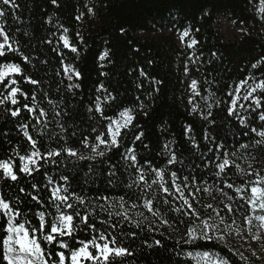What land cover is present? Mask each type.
Instances as JSON below:
<instances>
[{
	"label": "snow or ice",
	"instance_id": "snow-or-ice-1",
	"mask_svg": "<svg viewBox=\"0 0 264 264\" xmlns=\"http://www.w3.org/2000/svg\"><path fill=\"white\" fill-rule=\"evenodd\" d=\"M251 4L264 26V0ZM21 13L19 0H0V118L11 124L7 132L0 127V146L6 145L0 156V264H137L138 251H166L171 264H233L232 257L248 264L229 241L264 242V160L255 154L264 149V55L231 83L191 78L187 103L202 122L200 138L185 125L189 155L168 140L159 151L163 162L154 165L139 155L138 147L151 146L135 123L139 113L148 116L150 104L138 95L135 106L121 107L103 81L85 101L77 67L83 37L77 31L74 41L51 13L43 24L53 30L37 40L30 25L21 27L28 23ZM177 35L192 50L184 75L193 67L200 72L199 39L190 29ZM40 45L57 58L54 68ZM97 59L100 69L112 62L108 50ZM219 59L212 52L207 64ZM139 76L149 79L143 69ZM150 83L147 100L161 82ZM80 109L87 130L75 126ZM225 124L235 129H229L231 139Z\"/></svg>",
	"mask_w": 264,
	"mask_h": 264
},
{
	"label": "trees",
	"instance_id": "trees-1",
	"mask_svg": "<svg viewBox=\"0 0 264 264\" xmlns=\"http://www.w3.org/2000/svg\"><path fill=\"white\" fill-rule=\"evenodd\" d=\"M19 3L22 18L28 22L21 27L30 25L35 39H42L53 30L43 24L46 15L51 13H55L70 28L74 41L77 31L83 37L77 67L83 76L80 91L85 101L94 86L103 81L117 95V104L121 107L135 106L138 95L150 104V108L146 109L148 116L139 113L135 123L145 133V143L151 146L150 150L138 147L139 155L154 165L163 162L159 151L168 140H175L177 150L186 157L189 155L190 146L183 135L185 125L191 124L197 138H200L202 122L197 116L189 114L187 103L190 79L202 80L207 75L209 79L214 77L218 82L231 83L247 73L251 62L264 55V26L254 15L251 0H59L61 6L58 9L50 5L49 0H19ZM85 4L94 8V15L87 14ZM81 11L86 13L84 19L75 20ZM224 22L238 29L243 28L244 32L234 39L225 40L218 31V26ZM184 29L193 30L200 41L196 52L203 54L201 71L196 72L193 67L188 77L183 73V64L186 54L192 50L181 45L177 35ZM21 39L27 40L24 37ZM104 50L109 51L112 62L105 61L106 67L100 69L97 58ZM39 51L51 60V67L54 68L57 58L48 46L40 45ZM212 52H216L220 59L208 65ZM68 55L70 58L73 56L71 53ZM140 69L148 74V80L139 76ZM101 71L108 72V76L101 77ZM39 75L49 78L43 72ZM152 79L161 83L159 91L147 100L145 97L153 91ZM138 83L141 84L139 89L136 87ZM80 112L75 126L87 130L88 121L82 118L86 117V113L83 109ZM217 119L223 123L220 116ZM0 127L7 132L11 124L5 125L0 118ZM162 128L167 130L161 131ZM229 129L231 125L225 124L224 131L231 139V131L235 129ZM10 135L16 138L15 130ZM4 147L6 145L0 146V156L5 155ZM255 154L264 160V149ZM257 167H260L259 161ZM165 244L169 248L172 246L171 242L166 241ZM132 247L137 250L139 240ZM220 250L231 256L226 248ZM232 260L233 264H241L238 257H232ZM136 261L137 264H171L166 251H138ZM248 264L251 263L248 261Z\"/></svg>",
	"mask_w": 264,
	"mask_h": 264
},
{
	"label": "rangeland",
	"instance_id": "rangeland-1",
	"mask_svg": "<svg viewBox=\"0 0 264 264\" xmlns=\"http://www.w3.org/2000/svg\"><path fill=\"white\" fill-rule=\"evenodd\" d=\"M218 27L220 35L225 40L234 39L238 37L241 32V30L236 28L233 24H229L226 22L221 23V25ZM229 243L230 246L244 252L245 256L248 258V261L251 264H264V242L258 241L256 243L245 244L240 237H234L229 241ZM253 251L256 252V256H252Z\"/></svg>",
	"mask_w": 264,
	"mask_h": 264
}]
</instances>
